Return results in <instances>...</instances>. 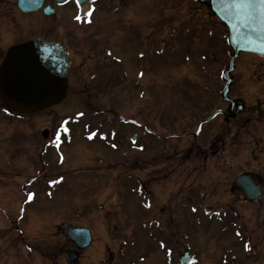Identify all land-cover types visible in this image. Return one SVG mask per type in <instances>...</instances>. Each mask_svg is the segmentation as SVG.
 <instances>
[{
  "label": "rangeland",
  "instance_id": "rangeland-1",
  "mask_svg": "<svg viewBox=\"0 0 264 264\" xmlns=\"http://www.w3.org/2000/svg\"><path fill=\"white\" fill-rule=\"evenodd\" d=\"M0 1L4 3V7L6 5L13 8L14 0ZM178 1L174 9H171V4L162 3V0H147V36L153 35L154 42L153 40L148 41L146 73L141 81L139 80V83L143 84L141 89L136 87L138 81L132 83L121 79L109 85L102 81L103 84L100 85V90L96 94L97 87L83 84V80L89 79V75L86 74L87 70L83 67L82 75H79L78 70H75L76 67H73L74 70L68 80L67 93L64 99L54 107L35 113L14 114L0 101V264H98L104 256L103 248L112 244L110 240L112 237H125L126 234L131 238L134 237L133 239L141 237L138 232V209H134V207H140L138 186L134 180H128V182L122 180L124 177L127 178L126 174L140 176V159L137 157L140 145L139 127H135L128 119L138 121L140 100L145 99V95L148 98H154L157 103H159L157 95L170 96L169 108L172 110L187 109L186 97H183V94H189L190 98L192 96L195 99L203 97L208 100L209 93L214 95L222 88L221 71L231 54L225 43L226 30L224 27L216 22L214 17H205L208 15V8L203 5L198 6L192 3V0ZM72 13L75 14L74 9L66 19V28L67 34L74 39V46H79L88 40L90 42L92 37H82L92 35L91 31L98 30L103 33L108 30L109 21L106 25H100L102 19L110 17L108 9H98L93 16L92 25L89 26L74 22L71 19ZM169 13H172L176 19V21L173 20L176 25L180 20L193 14L200 16V21L191 19V21H196V24H193L194 30L190 28L186 33L191 36L193 58L188 60L185 53L188 47L181 45L178 51L168 53V59L163 64L157 65L155 57H152L150 53L153 43L157 45L164 40L167 47L169 45L175 47L179 39L177 37L179 26L176 32L170 34L172 25L165 24L167 22L165 17ZM12 14H16L14 8ZM131 15L133 16V13ZM30 16H25V24L22 28L27 27V31L18 37L8 31L23 24L22 20L20 22L6 20L4 24L2 23L0 26H8V30L0 27L3 32V34L0 33V44L5 46L11 42L27 40L32 36H47L43 34L45 28L53 29L52 24L56 25V20L59 19L55 16L45 18L37 11L32 14L34 25L29 28L27 22ZM158 17L164 18L161 30H158L157 26L153 27L154 24H161L156 20ZM130 18L135 25L133 18ZM57 30L58 28H54L49 36L58 39L55 36ZM113 33L118 37L116 31ZM75 40H78L79 44ZM152 52L158 55L157 51ZM115 53L119 56V59H115L116 72L122 75L124 64L121 61L125 60L123 57L125 48L118 46ZM136 56L133 54L134 58ZM178 57L180 58L179 65L175 62L179 60ZM79 59L80 57H73L74 65L79 62ZM132 65L135 67V63ZM138 70L139 66L132 70L134 80L138 79V75L136 76V73L139 74ZM191 79L196 81V85L190 86L184 83ZM169 80L174 82L170 84ZM140 91L141 96L139 97ZM246 99L250 101L251 97L246 96ZM198 107L197 102L196 108ZM213 108L210 102L204 101L197 118L206 116ZM147 119L154 126L157 125L159 141H165L166 135L169 134L171 136L169 142L177 141L178 138L183 139L184 137L179 136L178 133L193 130L197 121V119L190 118L185 124L188 128H181V126L179 128L178 123H175L174 129L170 130L167 127L163 130L165 126L162 123H157L156 119L154 121L150 116ZM63 120L67 121V127L74 129L72 130L73 139L72 142L71 139L63 142L62 159L57 164L55 156L57 153L54 151L52 153L48 146H51L53 150L56 149L53 133L50 132H53L54 127L60 125ZM100 121H104L102 128H99ZM166 124L168 126L171 122L167 121ZM12 127L15 128V132L9 134ZM17 127L28 129L23 131L24 135L29 131L27 139L17 140L19 137ZM93 128L96 136L92 133ZM43 129H47L49 133L47 138L41 136ZM101 131L108 132L107 136L102 135ZM148 133L153 135L150 128ZM135 134L138 137L132 141ZM21 139L27 140V143ZM183 141L187 144L193 142L194 139L185 137ZM46 149L48 150L45 151ZM229 153L227 173H222L212 166L210 172L195 173L189 176L190 180L197 178L198 182L204 186L209 181L216 183V186L214 185L215 195L212 194V199L221 197L220 195L224 194L222 190L228 192L229 199V182L233 172L240 169V163L243 162L245 166L247 160L252 157L249 150L243 152L239 158L231 155L232 150ZM124 162H127V166ZM109 163L112 165L109 166ZM105 164H108L110 170ZM187 173V168L180 166L177 174L171 178L158 180L159 182L154 186L157 191L158 189L163 190L159 195L168 196L170 192L165 190V183L172 185L179 176L180 184H182L183 179H187ZM29 193L32 194L31 200L28 199ZM100 205L103 206L102 210L99 209ZM29 209L31 218L27 215ZM107 209L111 213H108ZM182 217V214H178V219L181 221L179 236L174 235L180 242L178 243L180 252L186 246L190 247L194 253L190 264H219L220 256L216 247L213 246L218 242L214 241L213 244V241H210L200 228L202 226L194 221L191 225L189 221L183 223ZM25 218L31 221L30 226L20 223ZM62 221L71 225L90 226L94 232L93 246L83 252L80 260L71 262L67 259V251L71 244L65 238L67 227L62 225ZM14 222H17L18 232L14 229ZM113 224L118 227L116 231L112 229ZM30 236L31 242L25 243V246L16 240L20 237L28 239ZM202 237L204 240H200ZM113 243L112 247H116L118 241L114 240ZM261 261L260 264H264V260Z\"/></svg>",
  "mask_w": 264,
  "mask_h": 264
},
{
  "label": "flooded vegetation",
  "instance_id": "flooded-vegetation-1",
  "mask_svg": "<svg viewBox=\"0 0 264 264\" xmlns=\"http://www.w3.org/2000/svg\"><path fill=\"white\" fill-rule=\"evenodd\" d=\"M178 2V0H162V3L171 4V6ZM12 5L17 15L12 14L13 8L6 5L4 7V3L0 1V25L4 24L6 20L9 22H20L22 20L23 24L8 31L17 35L16 37L27 31V27L22 29L26 15H31L27 22L29 28L34 25L32 14L37 11L45 18L59 17L56 20V25L52 24V27L54 26L53 29L58 28L55 35L58 39H56L63 43L69 53L68 80L72 70H74L73 67H76L75 70H78L79 75H82V68L84 67L87 70L86 74L89 75V79L83 80V84L97 87V94L100 85L103 83L115 84L116 81L121 79L134 83L132 70L138 66L141 70L139 79L146 73L148 49L147 0H94V3L93 0H89L86 5L87 8L94 9L92 15L98 9L108 8L110 17L106 22L109 21V27L103 33L96 30L92 31V35H86V37H92V40L90 42L86 41L85 44L87 45H83L81 49L78 45H73L74 39L67 34L66 19L73 9L74 11L77 10L73 1H69L62 6L56 5V11L52 15H44L42 9L29 12L20 11L15 4V0ZM59 8H62V10H59ZM123 10L124 12H122ZM130 12L133 13V16ZM130 17L133 18L135 25H133ZM106 22L102 25H106ZM172 23L174 24V21ZM180 23H183V20ZM193 24H196V22L190 21L189 27L191 29L194 27ZM0 27L6 28V31L8 30V26L3 27L2 25ZM177 27L176 24L172 25V31L169 33L176 32ZM161 28H163V20L158 30H161ZM53 29L47 27L43 34L49 36ZM115 31L118 33V37L113 33ZM0 33L3 34L2 30H0ZM186 33L184 28L179 30L177 36L179 39L175 43V47H170L171 45L167 47L164 40L158 43L156 47L151 46L153 51L158 52V55H156L158 64H163L168 59L169 52L178 51L181 45L185 46L189 43V39L185 38ZM77 41L75 40L76 43ZM15 43L17 42L8 43L5 46L0 44V62L7 47ZM118 46L125 48V55L123 56L125 60L121 61L124 64L122 75L124 77H121V73L116 72L115 67V58L117 57L115 49ZM133 54L137 55L136 58L133 57ZM73 57H80L79 62L75 65ZM175 62L178 65L179 61L175 60ZM132 63H135V67ZM233 76V82L229 86V97L235 101L232 105L227 101H223L219 94L211 95L210 93L208 94V100L203 97L202 100L195 99L193 96L191 99L188 96L189 94H183L188 105L185 110L170 109V96L157 95L159 103L155 102L154 98L147 99L146 96L145 99L140 100L138 108L140 118L137 119V122L128 119L135 127H139L140 176L128 175L127 179L135 180L140 187V207H134V209H138V232L141 237L133 239L134 237L131 238L127 234L125 237H112L110 239L112 244L103 248L105 250L104 256L98 264H178L181 254L178 247L180 242L174 237V235L179 236V224L181 225L178 214L183 215L181 219L183 223L189 221L191 225L194 221L202 226L200 228L203 229L210 241H213V244L214 241L218 242V244L211 245L216 247L215 249L220 256L219 264H260L261 260H264V58L251 54H241L236 62ZM172 82L174 81L169 80L170 84ZM185 83L190 86L196 85L194 79ZM246 96L251 97L250 101L246 99ZM204 101L210 102V106L214 105L213 109H220L221 112L210 120L207 123L208 125H202L197 135H194L198 122L202 120V118H197L200 110H196V103L199 102L198 106H200L202 103L204 104ZM237 104L240 108L238 111ZM213 109L211 112L214 111ZM13 113L17 114L18 112ZM149 116L154 121L156 119L157 123H162L165 126V128H162L163 130H166L167 127L170 130L174 129L175 123H178L179 128L180 126L181 128H188L185 126L187 120L190 118L197 119L193 130L178 133L179 136L191 137L194 141L186 144L183 141L184 138H178L177 141L169 142L171 141L169 134L166 135L165 141H159L157 138V125L154 126L153 123L149 122L147 119ZM167 121L171 122L168 126ZM62 123L64 124L66 121L63 120L60 125H56L53 131L54 134H59L61 137L63 136L61 130L65 127L62 126ZM103 123L104 121L99 122V128H102ZM149 128L153 135L148 133ZM25 129L27 128L21 127L20 129V127H17L16 130L18 134H24ZM93 130L95 129L93 128ZM13 132H15V128L12 127L9 134ZM50 133L52 134V132ZM64 133L67 134L66 131ZM106 133L108 132L101 131V134ZM27 134H29V131ZM27 134L24 135L26 139ZM231 150L233 151L231 155L238 156V158L243 152L249 150L252 157L247 160L245 166L242 162L240 163V169L233 172L229 182V199L228 192L224 190H222L224 194L220 195L221 197L212 199L215 195L214 185L216 183L213 184L209 181L204 186L198 182L197 178L190 180L189 176L195 173L210 172L212 166L222 173H227V155L230 154L229 151ZM126 164L127 162H125V166H127ZM105 165L109 169L108 164ZM110 165L112 163H109ZM180 166L187 168V179L184 178L182 184H180L178 176V180L172 185L165 183V190H168L170 194L168 196L159 195L162 194L163 190L158 189L157 191L154 185L159 182L158 180L162 181L177 174ZM239 174L249 176L253 183L260 188L261 193L258 197L252 200L243 197L240 188L233 184L235 176ZM102 207L100 205L99 209L102 210ZM195 209L196 211H194ZM107 211L111 213L109 209ZM27 215L31 218L30 209ZM23 220L25 221L22 222ZM23 220L20 223L30 226L31 221L29 222L28 218ZM14 223V229L18 232L17 222ZM62 225L64 227L66 225V231L70 226L87 227L89 229L90 241L82 248H77L67 235L65 237L68 243L71 244L69 251L75 250L77 253V258L74 261L80 260L83 252L93 246L94 232L92 228L84 224L71 225L65 221H62ZM116 228L118 229L117 225L113 224L112 229L116 231ZM199 237L201 236L199 235ZM16 240L25 246V243L31 242V236L28 239L20 237ZM114 240L118 241L116 247H112L114 246ZM200 240H204V238L202 237ZM245 245H247V248ZM186 249L191 254L190 263H192L194 253L189 246H186L183 250ZM205 255L208 256L206 252Z\"/></svg>",
  "mask_w": 264,
  "mask_h": 264
},
{
  "label": "water",
  "instance_id": "water-1",
  "mask_svg": "<svg viewBox=\"0 0 264 264\" xmlns=\"http://www.w3.org/2000/svg\"><path fill=\"white\" fill-rule=\"evenodd\" d=\"M45 0H15L21 11H33L41 7ZM42 8L44 14L54 12V3L62 4L68 0H46ZM76 1V0H75ZM203 2L204 0H199ZM86 0L80 4L83 6ZM214 17L228 30L227 44L232 54L227 68L222 73L224 86L221 90L223 100L234 104L228 96L230 71L234 69V61L239 52H249L264 57V5L244 3L243 0H208ZM69 57L60 43L33 37L29 40L11 45L6 50L0 64V97L3 102L20 112H34L54 105L65 96L67 87V69ZM237 104V111L239 110ZM219 110L213 112L203 122L213 118ZM44 136L47 131H43ZM234 185L240 187L243 196L252 200L259 196V188L247 175H238ZM68 236L80 248L90 241L87 228L71 227ZM77 253L69 252V259L75 260ZM190 255L184 251L180 255L179 264H189Z\"/></svg>",
  "mask_w": 264,
  "mask_h": 264
},
{
  "label": "snow or ice",
  "instance_id": "snow-or-ice-1",
  "mask_svg": "<svg viewBox=\"0 0 264 264\" xmlns=\"http://www.w3.org/2000/svg\"><path fill=\"white\" fill-rule=\"evenodd\" d=\"M77 2V5H80L83 0H76ZM244 3H248V4H252V3H259V4H262L264 5V0H243ZM93 3H94V0H93ZM94 9H89V11L87 12V15L90 16L91 15V12L93 11ZM77 20H80L81 17L79 15H77L75 17ZM59 139V134H57V140ZM28 199L31 200L32 199V194L29 193V196H28ZM245 247L247 248V245H245Z\"/></svg>",
  "mask_w": 264,
  "mask_h": 264
}]
</instances>
